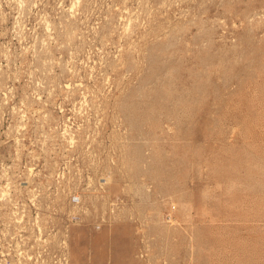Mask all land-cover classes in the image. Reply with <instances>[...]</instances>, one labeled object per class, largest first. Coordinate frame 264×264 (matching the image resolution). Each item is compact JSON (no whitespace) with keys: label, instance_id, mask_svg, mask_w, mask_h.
<instances>
[{"label":"rangeland","instance_id":"rangeland-1","mask_svg":"<svg viewBox=\"0 0 264 264\" xmlns=\"http://www.w3.org/2000/svg\"><path fill=\"white\" fill-rule=\"evenodd\" d=\"M0 264H264V0H0Z\"/></svg>","mask_w":264,"mask_h":264}]
</instances>
